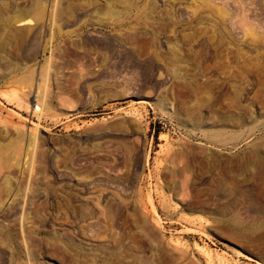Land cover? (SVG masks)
<instances>
[{
    "label": "rangeland",
    "instance_id": "1",
    "mask_svg": "<svg viewBox=\"0 0 264 264\" xmlns=\"http://www.w3.org/2000/svg\"><path fill=\"white\" fill-rule=\"evenodd\" d=\"M0 264H264V0H0Z\"/></svg>",
    "mask_w": 264,
    "mask_h": 264
},
{
    "label": "bare ground",
    "instance_id": "2",
    "mask_svg": "<svg viewBox=\"0 0 264 264\" xmlns=\"http://www.w3.org/2000/svg\"><path fill=\"white\" fill-rule=\"evenodd\" d=\"M27 22H28L27 19H25L22 23L25 24V23H27ZM43 102H44V101H43ZM44 103H45V102H44ZM44 103H43V104H44ZM36 109L39 111L38 116H40V114L43 112V111H42V107H40V105H39V106L36 107ZM41 116H42V115H41ZM39 119H40V118H39Z\"/></svg>",
    "mask_w": 264,
    "mask_h": 264
}]
</instances>
